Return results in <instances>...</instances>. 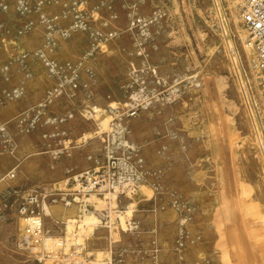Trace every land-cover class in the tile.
I'll return each mask as SVG.
<instances>
[{"label": "rangeland", "instance_id": "374dc122", "mask_svg": "<svg viewBox=\"0 0 264 264\" xmlns=\"http://www.w3.org/2000/svg\"><path fill=\"white\" fill-rule=\"evenodd\" d=\"M25 1L33 10L35 0H0V128L5 132L0 134V176L14 174L11 181L0 183V264H51L12 250L19 225L14 197L4 198V192L63 189L69 176L91 167L87 155L98 156L100 149L93 132L103 127L104 110L113 102L137 111L127 122L128 138L147 170L158 173V193L141 187L130 199L112 198L109 207L91 199L98 212L89 208L82 218L74 205L51 206L44 218L49 236H63L60 222L76 220L66 231L76 235L93 264H264V179L248 145L249 127L221 42L210 26L209 1L103 0L117 15L113 25L120 35L90 62L95 75L92 103L101 110L98 121L86 122L76 114L81 94L73 101L58 96L46 104L28 133L31 109L57 81L39 61L30 57L21 62L20 53L38 48L44 33L38 14L18 11ZM43 10L58 13L56 7ZM28 20L32 30L19 36ZM143 21L147 25L141 28ZM235 30L243 37L239 26ZM86 49V37L77 34L61 41L54 57L59 63L75 62ZM22 67L30 78L24 77ZM22 83L21 97L3 100L4 91ZM142 84L145 92L133 103L129 98ZM143 98L150 100L146 106ZM175 198L189 209L183 210L188 221L182 229L188 239L179 251L183 213L171 209ZM105 207L121 212L120 222L132 217L138 231L123 232L115 221L117 213L110 219L103 214L99 224L98 213ZM89 217L96 222L85 233L80 224Z\"/></svg>", "mask_w": 264, "mask_h": 264}, {"label": "built area", "instance_id": "2783aa9c", "mask_svg": "<svg viewBox=\"0 0 264 264\" xmlns=\"http://www.w3.org/2000/svg\"><path fill=\"white\" fill-rule=\"evenodd\" d=\"M90 1L35 0L33 10L28 2L19 3L18 11L21 14L34 11L44 28L40 46L30 54L20 53L21 62L30 57L39 61L47 76L57 81L45 100L40 102L37 108L31 109L33 118L26 124L27 133L36 128L46 104L58 96L68 97L73 101L77 93L81 94L83 99L81 105L76 108V114L86 122L98 121L101 110L92 103L91 89L95 75L90 62L97 54L105 53L109 43L118 38L120 33L113 25L117 15L113 14L111 3L98 0L89 5ZM208 1L210 26L221 42L228 74L234 81L249 127L248 145L264 179V0H236L234 4L230 3V0ZM46 7H56L58 13L47 15L43 10ZM103 12L107 13L106 18L101 17ZM33 26V22L28 20L21 26L18 35L27 34ZM238 26L243 32V37L235 30ZM77 34L86 37V51L75 62H57L54 53L59 43ZM238 47L243 53H240ZM7 69L6 67L5 70ZM23 72L26 79L31 77L26 68H23ZM22 94L23 83L12 91H4L3 100H15ZM136 112V109H127L125 104L123 107L115 102L107 105L104 110V121L107 120V123L103 121V127L96 126L92 137L100 144L98 156L88 155L87 160L93 165L69 176L64 181L63 189L41 186L24 195L4 192V198L14 197V216L19 225L12 244L14 253L31 258L37 263L93 264L76 235L66 231L68 221L60 222L65 226L63 236H49V231L44 227V218L49 216V207L60 205L66 209L74 205L79 214L78 218H82L85 213H89V208L95 209L91 199L105 202L109 207L112 198L115 201H119L120 197L130 199L137 195L141 187H147L157 195L158 173H150L147 170L139 149L128 138L127 122L136 116ZM44 124H47L46 120ZM0 134H5L3 128H0ZM13 178L14 174L10 172L0 176V183L11 181ZM170 201L171 209L176 212L181 211L182 214L183 210L189 211L185 202L176 198ZM106 209L108 208L105 207L98 213L99 224L104 218L103 214L106 215L105 218L110 219L111 214L117 213L115 221H118L123 232L138 231L139 225L132 217L120 222L121 212ZM94 212L98 211L95 209ZM182 215L181 230L176 241L178 251L186 245L184 238L188 239L182 230L188 221V214Z\"/></svg>", "mask_w": 264, "mask_h": 264}, {"label": "bare ground", "instance_id": "6f19581e", "mask_svg": "<svg viewBox=\"0 0 264 264\" xmlns=\"http://www.w3.org/2000/svg\"><path fill=\"white\" fill-rule=\"evenodd\" d=\"M235 2H236V0H233V4H234ZM144 22H145V21H143V26H142L141 28H143V27H145V26L147 25V24H145ZM142 33H143V32H142ZM142 33H141V34H142ZM145 89H146V88H145L144 85L142 84V85L140 86L139 91L134 92V93L131 94V97L129 98V100H131L133 103H134V102H138V100L142 97L141 94L145 92ZM141 102H142V104H143L144 106H146V105L150 102V100H149L148 98H143ZM57 185H58V184H57ZM63 187H64V186H63ZM128 213H129V211L126 212V214H128ZM72 222H73V221L71 220V221L67 222V224L70 225ZM95 222H96V220H95L93 217L84 218V219L82 220L81 224H80V226H81L83 232L86 233L87 231H89L90 228H91V226H93Z\"/></svg>", "mask_w": 264, "mask_h": 264}, {"label": "crops", "instance_id": "0c3cea01", "mask_svg": "<svg viewBox=\"0 0 264 264\" xmlns=\"http://www.w3.org/2000/svg\"><path fill=\"white\" fill-rule=\"evenodd\" d=\"M89 155H92L91 153ZM88 156V155H87Z\"/></svg>", "mask_w": 264, "mask_h": 264}]
</instances>
